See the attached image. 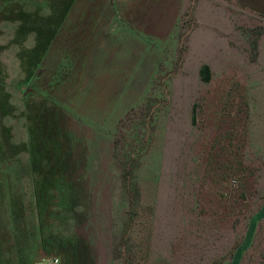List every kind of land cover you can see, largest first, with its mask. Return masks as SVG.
<instances>
[{"label": "rangeland", "instance_id": "1", "mask_svg": "<svg viewBox=\"0 0 264 264\" xmlns=\"http://www.w3.org/2000/svg\"><path fill=\"white\" fill-rule=\"evenodd\" d=\"M128 2L0 0V264H264V15Z\"/></svg>", "mask_w": 264, "mask_h": 264}, {"label": "crops", "instance_id": "2", "mask_svg": "<svg viewBox=\"0 0 264 264\" xmlns=\"http://www.w3.org/2000/svg\"><path fill=\"white\" fill-rule=\"evenodd\" d=\"M129 2V8L132 10V13L134 14L135 20L138 23L139 21L143 20V17L146 14V11H148V15L151 17L150 22H153V18H154V13L151 12L149 10V6L152 5V8H154L153 10L155 11V9L158 11L160 10V0H151V3L149 4L150 0H128ZM155 1H157L156 6H154ZM210 2L211 5H213L214 2H216L217 4H224V5H236L239 7H243L245 9L251 10V11H258L261 14L264 15V0H205V2ZM219 6V5H217ZM212 7L209 6V9H211ZM211 11V10H210ZM213 12L211 11V14L206 12V19L207 21L211 22L214 21V19H212V17H214ZM218 16V15H217ZM221 16V15H219ZM149 17V18H150ZM218 22V21H215ZM153 24V23H152ZM23 242H28L29 241V237L28 235H25L23 240H20ZM24 244V243H23ZM23 244H18V246H16L15 248V253L12 257H15V259L11 260V261H16L15 264H33V254L25 251L27 248V244L25 246H23ZM54 258V257H53ZM10 264V260L8 261Z\"/></svg>", "mask_w": 264, "mask_h": 264}, {"label": "trees", "instance_id": "3", "mask_svg": "<svg viewBox=\"0 0 264 264\" xmlns=\"http://www.w3.org/2000/svg\"><path fill=\"white\" fill-rule=\"evenodd\" d=\"M210 68H209V66H207V65H205L204 67H203V73L205 74H207L208 76L210 75ZM55 104V103H54ZM52 118L55 120L56 119V117L55 116H53V115H51V125H52ZM54 125H52V127H53ZM55 136H56V134H54ZM60 135H61V133L59 132L58 134H57V136H59L60 137ZM64 139H66V137L64 136ZM59 166H57V168H61V166H60V163L58 164ZM131 167V163H129L128 164V168H130ZM62 172V171H61ZM63 173V172H62ZM122 186H123V189H124V191L125 192H127V194H129V196H131L133 193H134V190H132L131 188H130V179H129V175H127V172L125 173V174H122ZM129 222V221H128ZM129 226H131L130 225V223H128V228H129ZM131 229V228H130ZM122 246L124 247V250L125 251H127V247H126V244H125V241H122Z\"/></svg>", "mask_w": 264, "mask_h": 264}, {"label": "built area", "instance_id": "4", "mask_svg": "<svg viewBox=\"0 0 264 264\" xmlns=\"http://www.w3.org/2000/svg\"><path fill=\"white\" fill-rule=\"evenodd\" d=\"M59 263V258L58 257H54V258H51L49 260H44L42 262V264H58Z\"/></svg>", "mask_w": 264, "mask_h": 264}]
</instances>
